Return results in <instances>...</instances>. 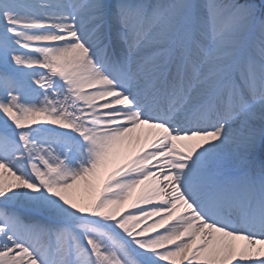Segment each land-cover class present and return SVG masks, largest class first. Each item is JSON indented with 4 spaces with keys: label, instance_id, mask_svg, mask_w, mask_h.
<instances>
[{
    "label": "snow or ice",
    "instance_id": "snow-or-ice-1",
    "mask_svg": "<svg viewBox=\"0 0 264 264\" xmlns=\"http://www.w3.org/2000/svg\"><path fill=\"white\" fill-rule=\"evenodd\" d=\"M0 264H264V0H0Z\"/></svg>",
    "mask_w": 264,
    "mask_h": 264
},
{
    "label": "bare ground",
    "instance_id": "bare-ground-1",
    "mask_svg": "<svg viewBox=\"0 0 264 264\" xmlns=\"http://www.w3.org/2000/svg\"><path fill=\"white\" fill-rule=\"evenodd\" d=\"M139 147V145H137V148ZM123 160H124V157H120V158H118L117 159V161H116V164H118V163H121V162H123ZM116 165L115 164H113V165H110L109 166V168L108 169H106L105 170V172H104V175H107V172L108 171H110L113 167H115ZM88 189H86L83 185L80 187V189H79V193H78V195L79 196H81V197H87V195H88ZM83 202H87V200L85 199ZM130 203V202H129ZM125 207H127V205H125Z\"/></svg>",
    "mask_w": 264,
    "mask_h": 264
}]
</instances>
